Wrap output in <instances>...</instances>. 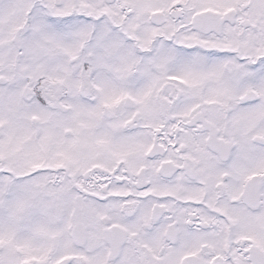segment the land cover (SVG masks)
Instances as JSON below:
<instances>
[{
  "label": "snow or ice",
  "instance_id": "6c2138e0",
  "mask_svg": "<svg viewBox=\"0 0 264 264\" xmlns=\"http://www.w3.org/2000/svg\"><path fill=\"white\" fill-rule=\"evenodd\" d=\"M0 264H264V0H0Z\"/></svg>",
  "mask_w": 264,
  "mask_h": 264
}]
</instances>
